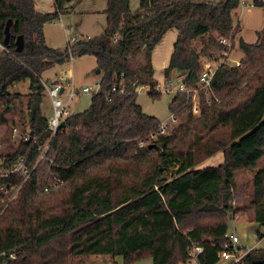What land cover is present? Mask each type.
Returning a JSON list of instances; mask_svg holds the SVG:
<instances>
[{
	"label": "trees",
	"instance_id": "trees-1",
	"mask_svg": "<svg viewBox=\"0 0 264 264\" xmlns=\"http://www.w3.org/2000/svg\"><path fill=\"white\" fill-rule=\"evenodd\" d=\"M55 1L56 10L43 13L36 0H0L1 43L13 21L7 50L0 52V125L6 107L23 97L10 88L28 80L31 90L15 123L20 136L30 139L20 138L6 157L14 163L28 154L30 166L39 161L16 197L0 201V253H18L9 264H81L98 255L121 257L124 264L145 257L153 264H186L191 249L202 246L198 264H217L238 210L264 227V30L254 43L240 40V64L220 63L212 96L200 93V115L186 110L185 94H175L170 110L180 122L140 147L160 123L143 111L136 92L148 86L152 98L161 96L152 62L156 45L176 29L164 76L178 71L188 88H200L206 65L218 64L234 47L240 26L233 12L242 0H139L135 10L131 0H107L105 32L77 38L64 50L50 47L44 34V26L66 9L65 0ZM253 4L263 7L264 0ZM20 35L24 49L17 52ZM223 38L231 47L221 43ZM84 55L97 59L99 90L88 109L65 121L39 160L38 147L50 136L41 76ZM221 151L220 165L195 169ZM246 172L252 173V189L242 207L234 204L236 177ZM51 178L62 184L41 195L34 185ZM257 235L263 237L259 230ZM244 261L264 264V247Z\"/></svg>",
	"mask_w": 264,
	"mask_h": 264
},
{
	"label": "rangeland",
	"instance_id": "rangeland-1",
	"mask_svg": "<svg viewBox=\"0 0 264 264\" xmlns=\"http://www.w3.org/2000/svg\"><path fill=\"white\" fill-rule=\"evenodd\" d=\"M38 5H50L54 3V0H36ZM246 3L247 1L249 3H253L254 0H244ZM139 5V0H131V7L133 10H135ZM65 6L70 8V12L65 14L62 18L59 20H56V22L48 25L47 27V35H48V43L51 46L54 47H65L69 42H73L75 37H81L82 35H102L105 30L106 26V16L103 13L105 7H106V0H65ZM94 11V12H93ZM234 15L236 18H239L240 20V30L238 35L248 41V42H254L257 41L259 37V32L264 30V6L263 7H244L242 8L240 5L234 12ZM64 26L68 27V30H64ZM71 27V28H70ZM237 35V36H238ZM236 36V37H237ZM162 42V41H160ZM234 49L231 58L232 60H227L230 64H240V62L235 63L239 60V55L244 56V53L242 49L240 48L238 39L232 41ZM173 43V42H172ZM170 43L168 46L167 42H163L159 48L157 49V52L155 54V78L159 82H164L166 80V77L164 76V69L169 65L170 61V51L172 53L174 44ZM169 56V58H168ZM234 59V60H233ZM91 60L94 59L93 56H81V57H74L72 60L66 62L65 64H62L59 67H55L52 70H48L45 74H42V78L44 80L47 79H54L55 76L60 79L61 73L65 70L73 69L75 71V86L77 85L81 86H88L91 87V92L89 93H83L82 95H78L69 101V107L70 110L73 113H79L83 112L84 110L88 109V107L91 104L92 99V93L98 91V82L100 79V74L96 73V70L98 69V65H95V63L92 64ZM96 62V61H95ZM166 62V67H164V64ZM168 63V64H167ZM51 69V68H50ZM62 70V71H61ZM58 74V75H57ZM171 81L174 84H178L180 81L183 80L184 76H181V72L174 71L171 74ZM59 81V80H58ZM57 81V82H58ZM55 83V82H53ZM30 82L29 81H23L20 83L15 84L10 88V92L12 94H23V97L19 99V97H16L12 100L11 107L7 106L4 110L5 114V120L4 124L0 125V158L6 157L9 151H12V146L16 148L20 141V132H19V125L15 124L19 120V113L20 109L24 107L22 104H25V96L30 93ZM75 87L76 93L79 91ZM78 87V88H79ZM29 88V89H28ZM69 89L66 90V93L61 95V99L64 102H67L69 99ZM202 90L196 91L191 93L193 95V99L189 97L190 94H185L188 98L186 102V110L189 112L192 109L193 106V100H196L197 102L201 101V93ZM82 92V90H81ZM161 96L159 98H152L149 95V90L147 88H143L139 90L137 101L142 106L143 111L148 114L157 117L161 122H168L170 123L172 121V112L170 110V103L173 100L175 93L170 92H162L160 93ZM204 94L207 99H209L213 92L208 91ZM48 96L44 98V101H47ZM199 104V103H198ZM45 113L49 114V111L44 109ZM47 114V115H48ZM177 121L172 122L170 127L168 128L167 132L168 134L173 131L174 127L180 122V117L176 114ZM159 123V124H160ZM158 124V125H159ZM13 125L17 126L18 131L14 135L13 131ZM132 152H134V149H131ZM224 161V154L223 152H218L217 154L213 155L210 158H207L203 160L198 166H196V170H200L206 167L211 166H217L220 165ZM177 168L173 169L176 170ZM39 175V174H37ZM40 176H37V179H39ZM237 183H238V193L236 195V198L234 200V204H237L239 206H246L248 205V194L250 193L252 189V173L246 172L243 174H238L237 177ZM49 181V179H48ZM46 180V182H48ZM41 182V181H40ZM45 182H43L44 184ZM50 192V191H49ZM49 192H41V195L49 194ZM228 230L230 232L237 233L240 238L244 241L251 242L252 244H255L257 240H259V236L257 235V231L264 233V227H261L256 222L249 221V215L244 213L243 211H237L234 215V218H232L229 222V228ZM259 248L264 247V240H262L261 244H258ZM113 263L116 261V264H124V261L121 257H117L115 259L111 258L110 256L105 255H98V256H91L89 259L81 264H108V262ZM133 264H153L152 257H145L139 261H136ZM186 264H189L187 262ZM217 264H224L223 262L219 261Z\"/></svg>",
	"mask_w": 264,
	"mask_h": 264
},
{
	"label": "built area",
	"instance_id": "built-area-1",
	"mask_svg": "<svg viewBox=\"0 0 264 264\" xmlns=\"http://www.w3.org/2000/svg\"><path fill=\"white\" fill-rule=\"evenodd\" d=\"M244 0L240 3L243 6ZM254 5V4H253ZM221 43L228 45L231 47V41L227 39H222ZM7 50V47L0 42V52H4ZM229 53L226 54L228 56ZM73 56L71 57L72 60ZM226 58H221L218 64H212L209 63L206 65L205 70H203L200 74V88H188L187 85L183 82V80H179L180 82L178 84H174L171 81V78H166L164 82H158L155 86V90L157 92H174L175 94L178 93H186L194 94V92L203 90L205 92L212 91L211 89V81L215 74L216 69L220 65V63L224 62ZM73 75L70 72H63L61 74V77L58 82L55 83H44L45 86V94L51 99L52 101V107L53 111L51 113V116L48 118V131L50 132L49 139L45 141L43 145H40L38 147V150H41V156L39 160L45 159V155L48 152L52 138L60 131V125L62 122L66 121L69 117L73 115L69 108L68 102H64L61 99V95L66 93V90L69 89V100L77 96V93L75 91V85L73 82ZM98 90H99V83L97 84ZM143 88H147L149 90L148 86H140L136 89V92L138 93L139 90ZM91 87H84L82 88V94L83 93H89L91 92ZM115 91H117L116 88H114ZM98 92V91H97ZM94 92V93H97ZM121 93H125L124 89H120ZM92 93V94H94ZM199 103V104H198ZM191 111L194 115L198 116L201 114V101L197 102L196 100H193V106ZM177 121L176 113H172V121L170 123L168 122H161L156 128L151 130L149 132L148 138L145 140L139 141V146L144 147L148 145V141L155 140L158 136L161 135H167L168 128L172 124V122ZM14 135L18 131L17 128L13 129ZM23 137L24 140L30 139V137L25 134ZM35 141L38 140V137L34 139ZM34 141V142H35ZM28 161V154L14 163H11L8 157L0 158V201L6 200L10 203L18 194L20 191L22 185L24 182L28 181L37 169L38 162L32 166L27 164ZM62 184V181L57 178H51L48 182L44 183L42 186L41 184L34 185L36 190H39L40 192H49L52 189H55L59 187ZM262 238H259V240L256 241L255 244H252L251 242L244 241L240 238V236L235 232H230L227 230L225 236L228 239V244L226 245V248L222 250L219 253V261L223 262L224 264H245L244 259L246 256L254 249L259 248L258 244H261L262 240H264V233ZM204 248L202 246H194L191 249V258L189 260V264H198V257L201 253H203ZM17 252L15 250H12L10 252L3 251L0 253V264H9L11 261L15 260L17 258Z\"/></svg>",
	"mask_w": 264,
	"mask_h": 264
},
{
	"label": "crops",
	"instance_id": "crops-1",
	"mask_svg": "<svg viewBox=\"0 0 264 264\" xmlns=\"http://www.w3.org/2000/svg\"><path fill=\"white\" fill-rule=\"evenodd\" d=\"M245 2V1H244ZM245 5L243 6L242 4L240 5L242 8H244V7H249V8H252V7H255V5H253V3H249L248 1H247V3L245 2L244 3ZM66 7V6H65ZM36 8L40 11V12H43V13H51V12H54L55 10H56V8H57V3H56V1L54 0V3L53 4H50V5H38V3H37V1H36ZM106 8H107V0H106V7H105V9H104V11H103V13L105 12V10H106ZM236 11V10H235ZM234 11V12H235ZM68 12H70V8L67 6L66 7V9H65V12L64 13H61L60 15H59V18L58 19H56V20H59L60 18H62L63 16H65V14H67ZM94 12V11H93ZM234 12H233V21H234V23L235 24H239V26H240V20H239V18H236L235 17V15H234ZM105 14V13H104ZM105 16H106V14H105ZM56 20L55 21H52V22H50V23H47L45 26H44V34H45V38H46V42H47V44L50 46V47H53V48H55V49H59V50H64V49H66L67 47H69V44H71L72 42H69L68 41V43H67V45L65 46V47H61V48H59V47H54V46H51L49 43H48V35H47V27H48V25H50V24H52V23H54V22H56ZM106 27H107V16H106V26H105V30H106ZM71 28V27H70ZM64 30L65 31H67L68 30V27H66V26H64ZM105 30H104V32H105ZM238 33H239V31L236 33V35H235V38H234V40H235V42H236V39H238V41L240 42V40L241 39H243V40H245L244 38H243V36H239L238 35ZM103 34V33H102ZM177 35H178V32H177V30L176 29H170V30H168L166 33H165V35L163 36V38L161 39V41L162 42H159L157 45H156V47L154 48V50H153V52H152V62H153V66L155 67V65H154V63H155V54H156V52H157V49L159 48V46L163 43V42H167V44H168V46H170L169 44L170 43H172V44H174L175 43V41H176V38H177ZM238 35V36H237ZM97 36H100V35H82L81 37H75V39H77V38H83V37H97ZM237 36V37H236ZM74 39V40H75ZM73 40V41H74ZM246 41V40H245ZM246 42H248V41H246ZM255 42V41H254ZM254 42H249V43H254ZM233 51H234V49L233 50H231L230 52H229V54H228V56H227V58H226V60H232V58H231V55H232V53H233ZM173 52V51H172ZM244 53V52H243ZM170 54L172 55V53H171V51H170ZM86 56H91V55H86ZM94 57V56H93ZM244 56H242V55H239V60H241L242 58H243ZM74 58V57H73ZM168 58H169V56H168ZM170 58H171V56H170ZM94 59H96V57H94ZM234 60V59H233ZM96 61V62H95ZM91 62H92V64L93 63H95V65H98L97 64V59L96 60H94V62H93V60H91ZM168 62H170V61H168ZM238 62H240V61H237V62H235V63H238ZM168 64V63H167ZM61 66V65H60ZM55 67H59V65H55L54 67H52L51 69H48V70H52V69H54ZM164 67H166V62H165V64H164ZM48 70H46V71H44L43 73L45 74ZM62 71V70H61ZM64 72H70V73H72V75H73V82H74V85L76 84V80H75V71L73 70V69H69V70H65ZM63 73V72H62ZM61 73V74H62ZM58 75V74H57ZM183 75V74H182ZM41 78H42V76H41ZM59 80V78H57L56 76H55V78L53 79H47V80H44L43 78H42V81L44 82V83H53V82H57ZM28 81V80H27ZM30 82V81H29ZM99 83V82H98ZM80 85H77V90H79L78 92H77V96L78 95H82V93H81V90H82V88H84V87H88V86H81V87H79ZM79 87V88H78ZM29 88H30V86H29ZM28 88V89H29ZM31 91V90H30ZM20 94V93H19ZM29 94V93H28ZM44 94H45V92H44ZM23 95V94H22ZM47 95L45 94V97H46ZM76 97V96H75ZM69 99H68V104H69ZM47 108V110L49 111V114L48 113H45L44 112V109H46ZM70 108V107H69ZM24 110H25V107H24ZM52 111H53V107H52V101H51V99L50 98H47V101H43V103H42V113H43V115L48 119L50 116H51V113H52ZM72 112V111H71ZM73 113V112H72ZM48 114V115H47ZM73 114H75V113H73ZM108 262V264H110V262L109 261H107Z\"/></svg>",
	"mask_w": 264,
	"mask_h": 264
},
{
	"label": "water",
	"instance_id": "water-1",
	"mask_svg": "<svg viewBox=\"0 0 264 264\" xmlns=\"http://www.w3.org/2000/svg\"><path fill=\"white\" fill-rule=\"evenodd\" d=\"M12 22H13L12 20H9V22L7 23L6 28H5V39H4L3 44L6 47H8V45H9V40H10V36H11L10 29H11ZM24 43L25 42H24L23 35L18 36L17 41H16V51L17 52H21L24 49ZM96 73L100 74L101 70L98 68L96 70ZM65 125H66V122L64 121L61 123L60 128L65 127ZM166 178H167V175H164L163 179H166Z\"/></svg>",
	"mask_w": 264,
	"mask_h": 264
}]
</instances>
